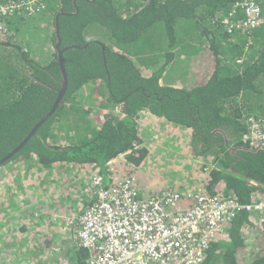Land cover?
<instances>
[{
  "label": "trees",
  "instance_id": "16d2710c",
  "mask_svg": "<svg viewBox=\"0 0 264 264\" xmlns=\"http://www.w3.org/2000/svg\"><path fill=\"white\" fill-rule=\"evenodd\" d=\"M236 1L78 0L77 13L59 17L60 48L92 43L63 54L69 77L64 103L0 167L35 158L44 172L68 162L85 171L105 165L111 174L116 164L110 161L124 154L121 174L138 179L143 198L156 196L165 188L159 186L161 181L133 167L149 153L141 146L138 128L139 113L149 110L191 130V151L205 159V172L208 167L209 194L240 202L250 201L255 193L264 195V148L251 149L244 139L247 118H264V24L228 31L223 16ZM43 3L55 16L64 4L67 12H75L72 0ZM42 11L0 16V159L52 108L62 87L59 48L37 54L33 46L20 42L25 23L32 20L37 26L32 17L43 16ZM90 30L99 37L90 39ZM52 41L57 42L56 32ZM169 64L183 87L161 83ZM140 66L148 69L146 74ZM195 71L203 76L187 86L198 81ZM89 85L95 87L99 111L77 98ZM62 135L64 142L58 140ZM28 174L34 186L44 184L45 173L29 167ZM19 204L22 198L17 203L21 208ZM70 242L76 263L86 264L89 251L76 249L77 237ZM201 264H264V220L254 224L248 212H240L209 241Z\"/></svg>",
  "mask_w": 264,
  "mask_h": 264
},
{
  "label": "built area",
  "instance_id": "2783aa9c",
  "mask_svg": "<svg viewBox=\"0 0 264 264\" xmlns=\"http://www.w3.org/2000/svg\"><path fill=\"white\" fill-rule=\"evenodd\" d=\"M262 1L234 2L222 20L228 31L263 25ZM46 8L43 0H12L0 3V16L19 11L33 16ZM246 123L244 139L251 148H264V118L250 116ZM205 170L208 173V167ZM112 171L108 184L103 172H91L84 190L86 204L70 218L71 225L80 226L71 236L78 238L77 249L89 251L87 264H201L209 241L240 212H248L254 224L264 220V195L259 193L240 202L232 196L209 194L205 184H192L182 190L167 186L158 195L143 198L136 177ZM59 259L66 262L64 257Z\"/></svg>",
  "mask_w": 264,
  "mask_h": 264
},
{
  "label": "crops",
  "instance_id": "0c3cea01",
  "mask_svg": "<svg viewBox=\"0 0 264 264\" xmlns=\"http://www.w3.org/2000/svg\"><path fill=\"white\" fill-rule=\"evenodd\" d=\"M43 13L45 15L32 17L33 21H38L35 18L39 19L51 14L48 10ZM45 19L46 17L42 21L45 22ZM177 83L182 84L179 87H183L184 85L180 81L169 84L176 86ZM187 86L193 87L194 85L188 84ZM138 128L141 139H145L141 146L148 148L149 153L143 163L140 165L133 164V167H141L142 164H147L153 151H161V144V149H163L164 139L166 137H173L176 143L179 144V147L177 149L175 148L174 151L181 149L186 143H191V130L189 128L178 126L149 110H142L139 113ZM183 135H187L189 141H186ZM151 141L155 142L153 147L149 144ZM191 157L192 160L187 159L188 165L183 167V169L195 171V174H183V177L190 176L192 180L183 182L184 179L182 178H175L174 180L165 178V182L160 183L159 186H163V188L167 186L175 187L182 190L192 184L204 185L208 175L203 170V164L206 161L205 159L195 157L193 154ZM114 159L116 160V170L118 169V172L121 174L119 165L123 162L121 161L122 158L118 156ZM172 160H175L177 168L181 169V160ZM36 161L34 158L31 162H10L0 167V180L4 182L0 190V203H2L0 205V264H33V262L40 264H58L61 261L59 258L63 257L62 251L67 249L69 236H71V233L75 234L78 230L75 229L76 224H74L71 225L68 231L64 232L63 226L65 223H62L59 217L70 219L81 210V208L76 210L78 206L86 204L84 200L86 201L87 197H85L86 195L84 196L83 190L89 181L92 170L85 171L74 163L65 162L57 167L47 169L44 172L45 168ZM201 162L202 164H199ZM174 166L172 162L170 165L167 162H163L161 172H172L171 169ZM29 167H33L37 173H45L44 179H42L44 184H36V186L32 184V178L28 174ZM103 170L104 168L101 166L100 171L103 172ZM139 170L141 169L139 168ZM141 171H143L146 177L155 180L161 177H152L145 170ZM203 175H205V178ZM40 186L42 187L40 188ZM21 197L27 204L32 206L34 212L38 211L40 214V218L34 224L26 221L29 215L23 214L25 210L23 211L22 205L21 208H18L17 203H19ZM43 199L49 200V205ZM59 203L63 205V209L59 207ZM69 203L73 205L71 206L73 208L67 209ZM49 206L53 208L50 209ZM56 208H59L60 212L55 211L56 213L51 216L48 211L55 210ZM53 223L54 226L52 225ZM36 225H39V229H46L43 233L38 234L42 237H36ZM52 227H54L53 232ZM49 237L51 239L55 238L57 242L48 245L49 242H45V240ZM55 247L60 248V250L56 251L54 249ZM68 247L73 250L72 243H69ZM74 254L75 252H73ZM69 258L70 264H77L73 257L69 255Z\"/></svg>",
  "mask_w": 264,
  "mask_h": 264
},
{
  "label": "rangeland",
  "instance_id": "374dc122",
  "mask_svg": "<svg viewBox=\"0 0 264 264\" xmlns=\"http://www.w3.org/2000/svg\"><path fill=\"white\" fill-rule=\"evenodd\" d=\"M55 17H56L55 13L51 12V14L46 17L44 26H40L39 24H41V22H43L42 20L45 18V16L41 17L39 19L35 18L36 20H38L37 26L33 25L32 20L27 21V23H25V26L22 28V34H21L22 38H20V42L22 44H25V45L28 44L29 47L33 46L36 49V51H38L37 54L40 52L42 53V51L45 48H48V50L53 53L55 51V47H56L54 42L52 41V36H53V33L55 32V26L53 25ZM88 37L89 38H97V37H99V35L96 33V31L90 30ZM27 39L30 41L34 40V42H32V43H34L35 45H32V43L31 44L28 43L29 41ZM41 57L44 58L45 56L41 55ZM140 68L145 74L147 73V70H148L147 68H144L143 66H140ZM153 70L154 69L149 70V75H150V73L153 72ZM195 72H196V75H194V76L196 79H198V81H195L191 85L197 84L199 82V79L201 78V76H203V75L199 76L200 73L197 71H195ZM197 76H199V77L197 78ZM179 81H180V77L177 74L174 66L172 64H169L168 67L164 70V73H163L162 78H161V83L162 84H169L172 82H179ZM176 86H182V84L177 83ZM94 92H95L94 86L89 85L85 89H83L82 91H79V93L77 94V98L80 102L91 105L95 108L96 111H99L100 107H99V104L97 102V99L94 97ZM183 136H184L186 141H189V138L187 135H183ZM65 138H66V136L62 135V137H60L58 140L60 142H64ZM149 144L153 147L155 145V142L151 141V142H149ZM191 146H192V144L189 142V143H186V145H184L181 149L174 151L175 148L177 149L179 147V144L176 143V141L173 137H166L164 139L163 149H161L162 148V144H161V146H160L161 151H153L151 153L150 158L148 159L147 164H142L141 167L136 166L135 168L136 169L140 168L141 170H145V172H147L152 177L161 176L157 179L158 181H161V183L165 182V178L166 179H172V180H174L175 178H182V179H184L183 182H189V180H192V178L190 176H185V175H184L185 177H183V174L193 175V174H195V171L186 170V169H183V167L188 165L187 159L192 160L191 154H193V153L191 151ZM172 159L181 160V169L177 168L176 161L172 160ZM163 162H167L169 165L172 162L175 165L174 168L171 169L172 172H165V173L161 172V166H162ZM209 162L211 163V161H209ZM199 164H202V162ZM103 168H104L103 174L105 176V182H106V184H108V183H110V178H109L110 173L108 174V170L105 167V165L103 166ZM98 170H100V168H96V170H92V172H94V171L98 172ZM0 182H1L0 183V190H1V188H2L1 185L4 182L1 180H0ZM86 185H85V187H86ZM85 187H84V190L86 189ZM84 190H83V192H84V196H85L86 192ZM140 191H141V189H140ZM85 197H87V196H85ZM43 201L47 205H49V200L43 199ZM85 202L86 201H84V203ZM62 206L63 205L59 203V207L61 209H63ZM71 206H73V205H71V203H69L67 209L73 208ZM82 206H84V205L81 204L80 206L77 207L76 210H78L80 208L82 210ZM22 208H23V211L25 210V212L23 214L29 215L28 219L26 220L29 223L34 224V222L38 218H40V214L38 213V211L34 212L32 209V206L27 204L24 200H23ZM49 208L52 209L53 207L49 206ZM55 211L60 212L59 208H56L55 210L48 211V213L51 214V216H52L53 214L56 213ZM59 218H60L62 223H65V225L63 226V231L64 232L68 231L71 228L70 219H68V218L65 219V218H61V217H59ZM52 225L54 226V223ZM38 226L39 225H36V230H35V235L37 238L42 237L41 235H38V234H41L44 231H46V229L45 230H43L42 228L39 229ZM78 228H80V226H79V224L77 225V223H76L75 229L77 230ZM53 230H54V227H52V232H53ZM71 237H72V239H74L75 236H71ZM37 241H38V239H37ZM45 242H49L48 245H51L57 241L55 238L51 239V237H49L45 240ZM70 243H72V242H70ZM73 252H74V250H71L70 247H68V245H67V249L65 251H62L63 257L66 258V262L59 261L58 264H70L69 255L75 259ZM35 263L36 262H33V264H35Z\"/></svg>",
  "mask_w": 264,
  "mask_h": 264
},
{
  "label": "water",
  "instance_id": "95a60500",
  "mask_svg": "<svg viewBox=\"0 0 264 264\" xmlns=\"http://www.w3.org/2000/svg\"><path fill=\"white\" fill-rule=\"evenodd\" d=\"M67 14L68 15H73L75 13L65 12V11L61 10L56 15V23H55V32H56V36H57V42L55 43V46H56V48H59V51H58V62L60 64L61 71H62V74H63L62 87L59 90L58 97H57L54 105L52 106V108L35 124V126L28 133V135L14 149H12L11 152H9V154H7L5 157L0 159V164H2L4 161L10 159L16 152H18L20 149H22L28 143V141L37 133V131L41 127V125H43V123L49 117H51L54 113H56V111L58 110L59 106L64 103L63 102V98L65 96V93L67 91L68 84H69L68 72H67V70L65 68V62H64V58H63L64 52L66 50H68L69 48H82V47L89 46L92 43V41H90L87 44H85V46H83V45H73V46H66L64 48H60L61 47V43H62V37H61V34H60L59 17H60V15H67ZM220 131H223V130L220 129ZM251 149H253V148H251ZM258 149H260V148H257L255 150H258Z\"/></svg>",
  "mask_w": 264,
  "mask_h": 264
},
{
  "label": "flooded vegetation",
  "instance_id": "af4514ba",
  "mask_svg": "<svg viewBox=\"0 0 264 264\" xmlns=\"http://www.w3.org/2000/svg\"><path fill=\"white\" fill-rule=\"evenodd\" d=\"M77 1H78V0H72V3H73V5H74V7H75V8H74V9H75V10H74L75 12H72V13H77V12L79 11V6L77 5ZM62 10H63V11L66 10L65 12L68 11V9H66L65 4L62 5ZM90 39H94V38H90ZM83 89H85V88H83ZM83 89H82V90H83ZM82 90H81V91H82Z\"/></svg>",
  "mask_w": 264,
  "mask_h": 264
},
{
  "label": "bare ground",
  "instance_id": "6f19581e",
  "mask_svg": "<svg viewBox=\"0 0 264 264\" xmlns=\"http://www.w3.org/2000/svg\"><path fill=\"white\" fill-rule=\"evenodd\" d=\"M251 116H255V115H251ZM250 117V116H249ZM256 117V116H255ZM208 164V166H210L211 165V163L209 162V163H207ZM94 170H96V169H94ZM100 170H98V172H99ZM95 172V171H94ZM95 173H97V172H95Z\"/></svg>",
  "mask_w": 264,
  "mask_h": 264
},
{
  "label": "clouds",
  "instance_id": "9594fccd",
  "mask_svg": "<svg viewBox=\"0 0 264 264\" xmlns=\"http://www.w3.org/2000/svg\"><path fill=\"white\" fill-rule=\"evenodd\" d=\"M95 88V87H94ZM117 107V106H116ZM115 112V111H114ZM115 113H117V112H115ZM120 112H118L117 114H119ZM139 118V117H138ZM187 128V127H186ZM142 138H143V136H142ZM143 140L145 141V139L143 138ZM76 261V260H75ZM87 264V263H86Z\"/></svg>",
  "mask_w": 264,
  "mask_h": 264
}]
</instances>
